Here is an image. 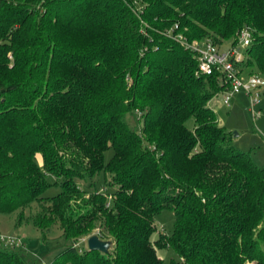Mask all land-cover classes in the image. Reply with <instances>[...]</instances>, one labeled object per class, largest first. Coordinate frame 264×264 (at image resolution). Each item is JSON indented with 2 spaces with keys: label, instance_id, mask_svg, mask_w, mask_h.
<instances>
[{
  "label": "trees",
  "instance_id": "trees-1",
  "mask_svg": "<svg viewBox=\"0 0 264 264\" xmlns=\"http://www.w3.org/2000/svg\"><path fill=\"white\" fill-rule=\"evenodd\" d=\"M175 35L228 42L264 76V0H0V214L19 225L35 203V228L112 242L50 264H162L160 247L169 264H264V167L209 105L224 76L198 75ZM162 210L173 228L152 240ZM18 248L0 244V264H31Z\"/></svg>",
  "mask_w": 264,
  "mask_h": 264
},
{
  "label": "rangeland",
  "instance_id": "rangeland-1",
  "mask_svg": "<svg viewBox=\"0 0 264 264\" xmlns=\"http://www.w3.org/2000/svg\"><path fill=\"white\" fill-rule=\"evenodd\" d=\"M205 40L199 41L203 42ZM230 43L223 42L219 47L220 51H225ZM264 89L261 91L259 103L254 107L257 117L252 120L249 98L244 94L235 95L229 106L223 103V93L219 92L209 101V105L216 112L220 124L224 125L232 133V143L237 149L249 152L254 162L264 167ZM138 116V115H137ZM137 116H129L128 121L132 127L139 130L140 123ZM189 127L193 126V119L187 121ZM112 149L105 151V161L112 156ZM53 181L52 177H48ZM104 184L103 174H99L91 183L82 181L81 187L88 191L100 190ZM60 187L51 186L44 193L51 196L59 192ZM36 204L24 210L22 223L16 224L17 212L11 214H0V234L19 237L23 246L18 248L31 258V264H50L51 260L65 247L75 244L79 248L87 246L85 237L74 242L63 236L62 230L56 224L49 232H44L35 228L32 223L26 222L25 218L30 212L36 210ZM174 216L169 210H162L155 217L156 231L151 235L155 240L160 232L171 233ZM45 235V237L43 236ZM158 256L162 259V264H169L172 258H177L172 248L160 247L157 249ZM249 264V263H247Z\"/></svg>",
  "mask_w": 264,
  "mask_h": 264
},
{
  "label": "built area",
  "instance_id": "built-area-1",
  "mask_svg": "<svg viewBox=\"0 0 264 264\" xmlns=\"http://www.w3.org/2000/svg\"><path fill=\"white\" fill-rule=\"evenodd\" d=\"M170 34V32H168ZM180 41L185 48L194 52L197 56L198 75H211L214 71H219L224 76V81L228 83L227 88L222 91L223 103L230 105L235 95L243 93L249 98L250 112L252 120L257 117L254 107L259 103L261 91L264 89V76L253 74L244 75L240 73L236 62L242 60V52L237 47L229 46L227 50L220 51L219 47L211 41H191L188 42L182 35L173 36ZM239 43L241 47L247 46L251 40V33L247 28H243L239 33ZM264 93V92H263ZM0 244L11 247H22L23 242L19 237L0 234Z\"/></svg>",
  "mask_w": 264,
  "mask_h": 264
},
{
  "label": "water",
  "instance_id": "water-1",
  "mask_svg": "<svg viewBox=\"0 0 264 264\" xmlns=\"http://www.w3.org/2000/svg\"><path fill=\"white\" fill-rule=\"evenodd\" d=\"M86 243L89 250H97L102 253H108L112 245L110 240H102L97 234H91L88 236Z\"/></svg>",
  "mask_w": 264,
  "mask_h": 264
},
{
  "label": "crops",
  "instance_id": "crops-1",
  "mask_svg": "<svg viewBox=\"0 0 264 264\" xmlns=\"http://www.w3.org/2000/svg\"><path fill=\"white\" fill-rule=\"evenodd\" d=\"M240 94H243V93H240ZM219 120V119H218ZM219 122H220V120H219Z\"/></svg>",
  "mask_w": 264,
  "mask_h": 264
}]
</instances>
